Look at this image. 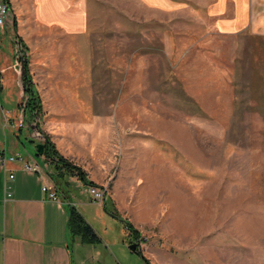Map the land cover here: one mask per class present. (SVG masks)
Segmentation results:
<instances>
[{
  "label": "rangeland",
  "instance_id": "1",
  "mask_svg": "<svg viewBox=\"0 0 264 264\" xmlns=\"http://www.w3.org/2000/svg\"><path fill=\"white\" fill-rule=\"evenodd\" d=\"M169 1L86 0L89 27L68 35L17 18L41 100L28 129L78 160L139 232L103 216L118 243L90 264H146L129 243L149 264H264V36L210 32V0ZM11 24L8 11L0 67L18 99L0 93V106L16 123L25 70Z\"/></svg>",
  "mask_w": 264,
  "mask_h": 264
},
{
  "label": "crops",
  "instance_id": "2",
  "mask_svg": "<svg viewBox=\"0 0 264 264\" xmlns=\"http://www.w3.org/2000/svg\"><path fill=\"white\" fill-rule=\"evenodd\" d=\"M8 1L16 27L17 18L24 16H30L41 27H59L65 35L84 32L85 27H89L86 0ZM13 1H16V7ZM139 1L151 8L171 7L169 0ZM207 7L210 22L206 27L210 32L225 36H264V0H210ZM3 70L4 66L0 67V81L4 82L0 93L4 97L15 95L17 100V91L5 85L4 79L8 78L2 76ZM8 73L11 74L10 70ZM16 86L20 87V84L16 83ZM15 110L0 106V126H4L10 135L8 144L0 146V264H90L92 254L100 256V250L106 252L118 243L113 236L102 234L105 228L103 216L110 215L104 212L102 202L92 200L89 185L66 171L57 173L43 155L36 157L25 147L23 139L36 144L42 141L32 135L35 132L28 129L26 122L18 127L23 119L21 116L16 123L9 121L5 113ZM63 156L78 165L88 181H94L78 160ZM25 163L36 164L38 171L25 170ZM11 173L12 178L9 176ZM54 175L59 182L54 180ZM49 182L54 186L55 199H50L48 192L41 189L44 183ZM69 184L74 185L76 192L69 191ZM69 206L78 209L99 237L98 242L87 244L70 239L67 231ZM121 242L122 239L119 244Z\"/></svg>",
  "mask_w": 264,
  "mask_h": 264
},
{
  "label": "trees",
  "instance_id": "3",
  "mask_svg": "<svg viewBox=\"0 0 264 264\" xmlns=\"http://www.w3.org/2000/svg\"><path fill=\"white\" fill-rule=\"evenodd\" d=\"M2 3L6 5L7 11L10 10V3L8 0H0ZM12 29L14 31L15 42L20 46L22 51L21 62L24 66L25 73L22 77V82L24 85V100L22 104L19 106L21 111L23 112L22 124H24V120H26L27 124H31L34 118H37L41 111V100L37 93L35 86L31 83V76L27 69V57L25 54L27 52V45L22 40L21 37L16 33V21H12ZM25 116V119H24ZM38 129L39 125L36 124ZM20 129V128H19ZM32 141V140H30ZM44 144V151L42 154L36 153V155H43L46 161L53 165V168L57 173H62L66 171V173L76 176L79 180L84 182L87 185H95L92 181H88L85 177L84 172L81 168L63 157L58 153V151L54 148L52 143L49 141L47 137L42 141ZM103 208L104 211L114 217L119 218L123 223L125 230L127 231V237L133 238L134 240L139 237V232L133 227V225L126 219L120 217L119 213L111 206L112 203L109 198L104 196L103 200ZM67 231L70 239L72 241H79L80 243L94 244L98 242L99 237L93 230V228L86 222L82 214L78 211V209L74 206L68 207V215H67ZM132 242V241H131ZM136 253L140 254L142 259L146 264H149L147 259L141 254L139 249L136 247Z\"/></svg>",
  "mask_w": 264,
  "mask_h": 264
},
{
  "label": "built area",
  "instance_id": "4",
  "mask_svg": "<svg viewBox=\"0 0 264 264\" xmlns=\"http://www.w3.org/2000/svg\"><path fill=\"white\" fill-rule=\"evenodd\" d=\"M7 9H6V5L2 2H0V25L4 24V17L7 14ZM23 126L22 122L19 123V127ZM10 159H13V157H11ZM17 159L21 160L20 157H17ZM24 169L27 171H31V172H35L38 171V166L36 164H28L25 163L24 164ZM11 178L13 177V174L11 173L9 175ZM42 191H46L48 192V196L50 199H55L56 198V192L54 190V186L52 185V183H44L42 185ZM89 191L92 195V200L96 201V202H102L104 196H105V191L103 189H101L100 187H96L95 185H90L89 186ZM10 195L9 193H7V196Z\"/></svg>",
  "mask_w": 264,
  "mask_h": 264
},
{
  "label": "water",
  "instance_id": "5",
  "mask_svg": "<svg viewBox=\"0 0 264 264\" xmlns=\"http://www.w3.org/2000/svg\"><path fill=\"white\" fill-rule=\"evenodd\" d=\"M24 72V69H23ZM35 127L38 129L37 125H35ZM44 151V144L42 142H39L36 144V153L42 154ZM128 247L132 250V251H136V247L137 244L136 243H129Z\"/></svg>",
  "mask_w": 264,
  "mask_h": 264
}]
</instances>
